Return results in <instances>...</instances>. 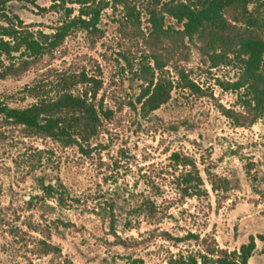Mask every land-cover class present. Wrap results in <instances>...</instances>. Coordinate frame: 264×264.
I'll use <instances>...</instances> for the list:
<instances>
[{
    "label": "rangeland",
    "instance_id": "obj_1",
    "mask_svg": "<svg viewBox=\"0 0 264 264\" xmlns=\"http://www.w3.org/2000/svg\"><path fill=\"white\" fill-rule=\"evenodd\" d=\"M82 1L10 6L30 30L52 35L78 19ZM85 1L105 8L98 30L71 28L26 74L0 81V102L27 108L37 99L25 87L54 97L63 76L84 75L108 114L97 136L69 147L0 119V264H212L213 251L239 250L250 237V264H264V117L252 123L244 90L227 89L237 65L212 68L194 48L172 51L170 39L153 47L151 0ZM123 2L141 11V26L125 19ZM166 26L181 27L170 18ZM181 70L197 89L186 88ZM153 73L172 92L147 112L139 99ZM175 154L195 162L202 185L188 188L185 176L197 172ZM42 182L62 183L64 200ZM45 243L59 251L46 254Z\"/></svg>",
    "mask_w": 264,
    "mask_h": 264
},
{
    "label": "trees",
    "instance_id": "obj_2",
    "mask_svg": "<svg viewBox=\"0 0 264 264\" xmlns=\"http://www.w3.org/2000/svg\"><path fill=\"white\" fill-rule=\"evenodd\" d=\"M13 2L27 0H0V81L19 78L36 66L46 55L58 48L69 35L71 28L81 25L88 31H97L101 12L105 8L91 7L88 1L80 11L78 19L64 23L52 35L36 33L11 9ZM125 19L133 25H142L141 11H136L127 2ZM147 23L151 26L153 47L170 39L172 51L181 47L196 49L208 59L212 68L234 63L239 77L227 89L242 91L245 107L253 114L252 123L264 117V0H151L146 7ZM89 18V19H86ZM175 20L179 29L166 26V19ZM157 61L159 57L154 55ZM186 88L197 89L196 84L181 70ZM78 83L89 84L82 92L75 94L72 86ZM97 83L82 75L75 81L71 75L63 76L58 82L60 88L52 96L41 95L43 87L36 85L25 90L37 99L33 105L19 109L0 102V119L8 124L22 126L41 138H49L64 147L82 146L99 134L102 125V107L95 103L97 90L91 87ZM172 84H166L155 73L149 80V87L139 99L142 110L153 112L171 98ZM228 116L229 111H227ZM176 161L192 167L197 174L189 172L185 176L188 188L192 184L202 185L196 164L189 157L174 155ZM60 188V189H59ZM198 188V187H197ZM189 189H184L188 193ZM41 190L52 197L57 195L63 201L65 187L62 183L45 185ZM55 198V196L53 197ZM47 223L56 221L45 220ZM264 244V236L258 237ZM45 253H55L59 249L45 243ZM256 239L250 237L248 243L239 250L217 249L211 253L212 264H250L256 251ZM264 254V248L262 250ZM208 262V257H204ZM142 262V261H141Z\"/></svg>",
    "mask_w": 264,
    "mask_h": 264
}]
</instances>
